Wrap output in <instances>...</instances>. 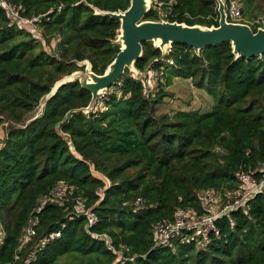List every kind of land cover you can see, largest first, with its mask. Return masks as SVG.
Segmentation results:
<instances>
[{"label":"trees","instance_id":"1","mask_svg":"<svg viewBox=\"0 0 264 264\" xmlns=\"http://www.w3.org/2000/svg\"><path fill=\"white\" fill-rule=\"evenodd\" d=\"M1 1L22 18L41 19L31 34L0 2V131L7 128L0 148V264H264V185L217 218L216 233L200 248L195 240L157 246L152 234L177 209L206 213V192L225 201L238 189L239 174L264 177V54L236 58L223 43L198 55L172 44L162 56L145 42L135 69L147 77L159 70L167 85L190 80L213 99L209 112L157 116L166 95L159 82L149 93L125 69L101 111H78L91 95L66 83L41 115L28 119L56 82L83 68L78 64L88 61L93 73L104 74L120 49V22L96 12H124L130 0ZM239 1L248 21L264 15V0ZM157 5L144 20L159 21ZM171 8L166 22L218 26L215 0H176ZM59 184L66 186L63 197L51 194ZM42 197L49 200L34 214ZM77 198L94 217L92 226L76 218ZM137 200L143 206L136 208ZM32 215L35 234L22 245ZM56 231L60 237L47 240Z\"/></svg>","mask_w":264,"mask_h":264},{"label":"water","instance_id":"2","mask_svg":"<svg viewBox=\"0 0 264 264\" xmlns=\"http://www.w3.org/2000/svg\"><path fill=\"white\" fill-rule=\"evenodd\" d=\"M215 1L218 5V26L210 28L144 20L150 9V0H130L129 7L124 12H96L97 15L120 22L116 39V43L120 45L118 54L103 75L93 73L90 63L84 61L88 66L86 74L91 78V83H87L85 77L80 78L74 72L56 82L50 93L54 94L66 83H78L81 89L91 95L88 107L78 111L91 113L99 94L116 84L125 69L135 72L134 62L142 56V44L145 42L154 44L159 41V45L154 47L160 52L171 48L172 44H183L191 48L196 55L205 48L229 43L236 58H261L264 54V28L254 32L247 25L227 22L223 2Z\"/></svg>","mask_w":264,"mask_h":264},{"label":"built area","instance_id":"3","mask_svg":"<svg viewBox=\"0 0 264 264\" xmlns=\"http://www.w3.org/2000/svg\"><path fill=\"white\" fill-rule=\"evenodd\" d=\"M159 1L160 5H165L164 9H160V5H157V9L159 12H161L159 21H165V18L171 14V7L176 2V0ZM221 1L225 6L226 19L230 23L244 24L250 28L256 26V29L264 28V17L255 20L254 22H248L244 19L242 15V5L239 0ZM0 2L2 8L6 10L8 16L13 22L18 25L23 24L28 28V32L31 34L38 29V24L40 23L41 18H22L19 16L18 11H16L10 4L2 2L1 0ZM153 2L157 3V0H150V8ZM36 36L39 39V36ZM168 66H173V62L168 61ZM159 75V70H149V79L146 81L147 85H149L151 81H156L159 78ZM237 182L238 189H236L234 192H229V194L226 195L227 198L225 201L221 200V198L215 195V193L212 191L206 192L202 200V206L204 207L206 213L204 212V214L198 216L192 210L177 209L174 212L171 221H163L155 225L152 231L155 245L172 248L174 242H185L189 240H195L196 244L201 246L207 243L210 234L216 232L215 220L234 209L240 208L247 200H249V198H251L253 193H255L260 187L264 185V177L256 178L252 172H244L237 176ZM63 188L64 186L59 184L58 187L54 188L51 194L58 197H63ZM48 200L49 197H42L39 200L40 204L36 207L34 214H38L42 205L46 204ZM143 204L144 203L142 201L137 200L135 201L134 206L139 208L140 206H143ZM74 211L75 216H77L76 218L85 217L89 226H92L95 223V219L89 213V209L85 208L84 199H76ZM36 224V217L33 215L30 216L27 220V226L23 231L22 245L35 234L34 227ZM2 236L3 231L0 226V242H2ZM59 237V231L51 232L48 235L47 240H54Z\"/></svg>","mask_w":264,"mask_h":264},{"label":"rangeland","instance_id":"4","mask_svg":"<svg viewBox=\"0 0 264 264\" xmlns=\"http://www.w3.org/2000/svg\"><path fill=\"white\" fill-rule=\"evenodd\" d=\"M263 16L259 17L263 18ZM246 21H248L246 18H244ZM257 19V20H258ZM160 20V18H159ZM164 21V20H163ZM250 22V21H248ZM55 43V42H54ZM157 44H153L152 46H156ZM45 50L49 51V48L46 46ZM170 50V48H166L164 52H161V55L164 56L165 54H167V52ZM55 53V51H54ZM57 56V55H56ZM78 66H83V68H81L79 71L75 72V74L77 76L81 77H85V80L87 81V83H91V78L86 74V68L87 63H80L78 64ZM149 71V70H148ZM138 70H135V72H132L130 70H127V75L131 76L132 78L135 79H139L140 81H142V83L145 86V89H147L149 91V93L155 92L157 91L156 86L158 88V91H162L164 94H166L163 98H162V103L157 107V111H156V115H168L169 117L173 116L175 113L177 112H198L200 114L203 113H207L209 112L213 106H214V101L213 99L207 94L205 93L204 90H200L194 87L193 83L190 80H180V79H174L172 80V83L170 85H167L166 80H165V75L162 77L159 75V78L157 79V81L159 82V85L155 86V81H151L149 85H147L146 81H148V75L144 73H140L138 72ZM76 76V77H77ZM75 78V77H74ZM116 92V89L113 88L109 91L108 90H104L102 91L98 98L96 99L95 102V107L97 110H102L103 109V100L105 97H103L102 99H100L102 96H108L109 94ZM53 93L48 94L47 96H45L41 101L40 104L35 108L34 111H32V113H30L26 118L30 119V118H35L39 115L42 114L43 112V108H44V104L46 102V100H48L51 95ZM120 96V95H119ZM6 125H4V127L2 128V130L0 131V148L2 146V140L4 139V133H6L7 128H5ZM70 145V144H69ZM90 172L92 174L93 177L96 178H100L104 181V184L106 187L109 186V182L103 177L102 174L96 172L92 165L90 164ZM66 190V186H64L63 191L65 192ZM102 190H99V194L102 195ZM216 233V232H215ZM197 247L200 248L201 245L197 244ZM62 263V262H61Z\"/></svg>","mask_w":264,"mask_h":264},{"label":"bare ground","instance_id":"5","mask_svg":"<svg viewBox=\"0 0 264 264\" xmlns=\"http://www.w3.org/2000/svg\"><path fill=\"white\" fill-rule=\"evenodd\" d=\"M215 3H216V8H217V6H218V5H217V2L215 1ZM226 20H227V19H226ZM227 22H229V21L227 20ZM154 44H157L156 46H158V45H159V41H155ZM84 63H85V62H84Z\"/></svg>","mask_w":264,"mask_h":264},{"label":"clouds","instance_id":"6","mask_svg":"<svg viewBox=\"0 0 264 264\" xmlns=\"http://www.w3.org/2000/svg\"><path fill=\"white\" fill-rule=\"evenodd\" d=\"M110 89H111V88H110ZM110 89H109V90H110ZM104 97H105V96H104ZM102 98H103V97H102ZM102 98H100V99H102ZM81 199H82V198H81Z\"/></svg>","mask_w":264,"mask_h":264}]
</instances>
